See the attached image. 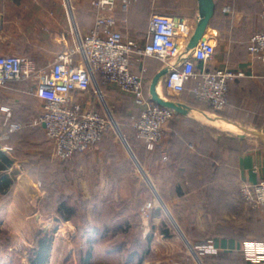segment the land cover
<instances>
[{
  "label": "crops",
  "instance_id": "1",
  "mask_svg": "<svg viewBox=\"0 0 264 264\" xmlns=\"http://www.w3.org/2000/svg\"><path fill=\"white\" fill-rule=\"evenodd\" d=\"M64 1L0 0V54L46 51L35 58L39 66H45L59 51L75 45L77 32L85 34L93 26V0H70L73 15ZM214 2L215 13L207 27L216 40L211 66H241L247 71L246 76L229 83L227 115H218L208 103L193 98L192 79L178 99L188 109L165 123L161 144L150 149L132 126L133 117L140 113L132 97L114 85H104L107 102L116 103L119 93L132 101V120L124 124L129 136L126 142H118L107 131L90 149L67 158L65 172L48 161L33 174L18 171L11 153L2 149L12 163L0 170L4 172L0 194L10 193L0 205H4L8 220L19 216L18 227L24 231L19 233V241L33 242L49 227L38 205H58V210L59 205H68L75 211V205H87L85 214L97 225L98 237L94 238L115 235L119 243L115 251L126 257L124 264H138L144 255L160 248L177 256L179 264H190L187 249L194 255L188 243L202 242L218 249L205 255L209 264H264L246 259L243 253L246 240L264 241V208L245 203L241 196L244 181L264 178V59L248 49L250 37L264 27V0ZM154 13L196 25L199 2L135 0L127 13H116L119 19L127 18L119 21L118 27L127 37L143 42ZM164 68L153 56L133 58L132 71L141 77L146 97L152 99L151 87L155 85L165 98L160 92L161 84L166 90ZM76 100L103 110L91 90L78 93ZM40 109L41 101L27 82L0 86V131L5 138L16 133L24 138L14 146L48 150L44 128L26 123ZM13 123L23 126L9 132ZM133 162L139 163L145 174L139 176ZM24 175L28 186L22 182ZM63 186L66 198L60 197ZM150 202L152 207L143 214V206ZM138 246L144 247L145 253Z\"/></svg>",
  "mask_w": 264,
  "mask_h": 264
},
{
  "label": "built area",
  "instance_id": "2",
  "mask_svg": "<svg viewBox=\"0 0 264 264\" xmlns=\"http://www.w3.org/2000/svg\"><path fill=\"white\" fill-rule=\"evenodd\" d=\"M133 1L93 0L92 28L85 34L77 32L75 45L59 51L48 65L39 66L23 55L0 54V86L12 81L30 84L41 101V109L26 123L44 128L56 158L67 159L90 149L113 125L119 137L125 139L105 98L106 84L130 95L139 108V115L133 117L137 137L150 149L161 144L163 125L177 112L146 97L141 77L132 71L135 56H153L163 62L168 68L165 87L173 99L180 98L190 80L198 79L193 98L208 103L218 115L226 107L230 81L247 75L241 66H211L216 40L209 33L187 51L195 25L172 15L152 14L143 42L127 37L118 27L119 21L126 22L127 18L119 19L116 13H126ZM67 7L72 9L70 0ZM248 49L264 59V27L250 37ZM91 89L103 110L85 107L76 100L78 93ZM22 126L23 123H13L9 132ZM139 168L145 174L142 166ZM241 196L249 205L264 208V178L244 181ZM150 207L152 203H146L143 212ZM188 244L198 264H204L202 257L206 254L218 252L208 242ZM243 253L248 260L264 261V241L246 240Z\"/></svg>",
  "mask_w": 264,
  "mask_h": 264
},
{
  "label": "rangeland",
  "instance_id": "3",
  "mask_svg": "<svg viewBox=\"0 0 264 264\" xmlns=\"http://www.w3.org/2000/svg\"><path fill=\"white\" fill-rule=\"evenodd\" d=\"M64 2L65 1L63 0V3ZM69 10L72 13H75L73 5L72 9L70 8ZM8 53L27 56L35 60L37 56L43 57L46 51L16 50L8 51ZM162 87L163 84H161V94H163L166 98L173 99L169 96L165 89H162ZM91 93L98 101L97 106L100 109H103L101 101L93 89H91ZM119 94L120 96L116 99V103L111 101H108L107 103L110 107L112 115L118 123V126L124 133L125 138L128 140L129 136L124 129V124L129 121L128 119L129 114L131 113L132 101L124 94ZM105 98L106 100H109L107 97ZM4 134V131H0V147L1 149H8L5 151L10 152L13 156V160L16 164H18V171H24L28 174L29 172H32L31 174H33L35 170H37V167L42 165L44 166L48 164V161H51L58 164L59 169H63L65 172L66 159L56 158L50 144H48V150L43 148L38 150L37 146L34 145L29 146L25 144H17L14 146L15 143H19V140L24 141V138L19 136L17 133L10 138H5ZM109 134H111L118 142L123 143L114 125L110 127ZM133 164L134 166L132 167L135 169V172L141 176V170H139L138 164L134 162ZM3 173V171H0V175ZM62 184L64 185V183ZM60 188H63L59 191L60 197L66 198L67 195L64 191V186ZM61 192L65 193L62 194ZM9 194V191H7V193H1L0 202L4 198L8 197ZM3 207L4 205H0V264H31L30 258L32 256L33 249L36 247L37 237L39 234L46 231L52 233L53 235L49 264H85L83 259H85L88 250H92V253L86 264H124L127 260L126 257L119 256L115 251L116 246L119 244L117 242L118 238H116L115 235H112L111 237L108 236V238H101L100 240H96L94 238V236L98 237L97 233H95L97 225L85 214V211H87V205H75L74 207L76 208V211L74 214H71L69 220L64 219L67 215V211L60 212L57 209L58 205H38V212L46 216L45 220L50 222V225L47 230H43L39 233L33 242L18 240V236L20 234H24V231L18 227L21 220H19L18 215L8 220L4 217V215H6V210ZM143 214L145 213L143 212ZM141 246L144 245L141 244ZM138 247L141 251L145 249L144 247ZM187 251V254L191 257L189 258V261H191L190 264H198L197 260L191 256L190 251L188 249ZM143 252L145 253V251ZM147 254L148 255H144V257L139 260L138 264H179V258L177 256L170 253L165 254L162 248L154 254L151 252ZM208 257L209 256L202 257L204 264L210 263ZM224 262H226V259H224Z\"/></svg>",
  "mask_w": 264,
  "mask_h": 264
},
{
  "label": "water",
  "instance_id": "4",
  "mask_svg": "<svg viewBox=\"0 0 264 264\" xmlns=\"http://www.w3.org/2000/svg\"><path fill=\"white\" fill-rule=\"evenodd\" d=\"M198 2H199V16L195 25L194 32L187 45V49H186L187 51L193 49L197 45L199 40L205 37V34L207 33V27L215 13L214 0H198ZM167 72H168V68L165 67L162 73L165 74ZM155 83L156 81L153 84ZM151 94L153 101H155L160 105L170 107L178 113L186 112V110L188 109L187 105L181 103L177 99H169L160 96L155 90V85L151 87ZM123 141L126 142V139H124ZM137 164L141 166L139 163ZM22 182L25 186H28L29 182L26 175L22 177Z\"/></svg>",
  "mask_w": 264,
  "mask_h": 264
},
{
  "label": "trees",
  "instance_id": "5",
  "mask_svg": "<svg viewBox=\"0 0 264 264\" xmlns=\"http://www.w3.org/2000/svg\"><path fill=\"white\" fill-rule=\"evenodd\" d=\"M194 80H195V86H196L198 79H194ZM187 84H186V86H187ZM185 90H186V87H185L184 91ZM227 103H228V101H227ZM219 114L222 115V116H226L227 115V104H226V107H225L224 111L220 112ZM131 117H132L131 114H129V119H128L129 123L132 120ZM164 125H163V128H164ZM132 126H133V121H132ZM107 131H109V129H107L105 131V133ZM49 144H50V142H49ZM11 163H12V160L8 157V155L0 147V170L7 168ZM59 211L60 212H66L67 211V215L64 217V219H66V220L70 219L71 214H74V212H75L73 207L68 206V205H59ZM52 242H53L52 233L46 231V232H44L42 234H39L38 237H37V240H36V247L32 251V256L30 258V263L31 264H49V257H50V251H51V248H52ZM91 253H92V250H88L85 259H83V262L85 264L90 259Z\"/></svg>",
  "mask_w": 264,
  "mask_h": 264
}]
</instances>
